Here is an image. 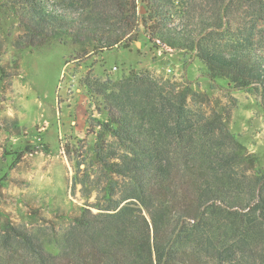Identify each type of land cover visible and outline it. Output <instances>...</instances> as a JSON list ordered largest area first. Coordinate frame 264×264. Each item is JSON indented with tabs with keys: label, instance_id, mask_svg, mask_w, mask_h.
Segmentation results:
<instances>
[{
	"label": "trees",
	"instance_id": "1",
	"mask_svg": "<svg viewBox=\"0 0 264 264\" xmlns=\"http://www.w3.org/2000/svg\"><path fill=\"white\" fill-rule=\"evenodd\" d=\"M6 2L18 50L57 41L100 55L143 28L156 50L192 54L209 81L254 94L264 113V0H142L145 14L138 0ZM84 86L107 115L73 176L86 202L49 246L2 224L0 264H264V166L219 116L193 112L190 87L148 71Z\"/></svg>",
	"mask_w": 264,
	"mask_h": 264
},
{
	"label": "rangeland",
	"instance_id": "2",
	"mask_svg": "<svg viewBox=\"0 0 264 264\" xmlns=\"http://www.w3.org/2000/svg\"><path fill=\"white\" fill-rule=\"evenodd\" d=\"M205 3L198 0L199 5ZM138 7L145 14L142 0ZM22 35L10 6L0 0V67L4 71L0 72V227L8 221L25 225L49 246L55 234L65 232L80 214L86 201L80 186L73 189V176L77 163L96 141L99 128L93 124L107 119L102 101L90 96L84 83L116 82L126 75L110 72L113 66L148 71L190 87L195 93L193 112L219 116L247 153L264 166V113L259 98L234 90L229 82L209 81L204 66L192 54L158 52L143 28L139 44L94 56L57 41L18 50L15 43ZM168 67L174 74H167ZM79 99L84 104L78 110ZM3 121H16L25 128V135L7 133Z\"/></svg>",
	"mask_w": 264,
	"mask_h": 264
},
{
	"label": "built area",
	"instance_id": "3",
	"mask_svg": "<svg viewBox=\"0 0 264 264\" xmlns=\"http://www.w3.org/2000/svg\"><path fill=\"white\" fill-rule=\"evenodd\" d=\"M158 52H163L162 49H159L157 50ZM123 71V74H126L128 75L130 73V70L129 71H125V69L123 67H119V66H113V68L111 69L110 72L114 73V72H122ZM166 72L168 75H171V74H174V69H172L171 67H168L166 69Z\"/></svg>",
	"mask_w": 264,
	"mask_h": 264
},
{
	"label": "crops",
	"instance_id": "4",
	"mask_svg": "<svg viewBox=\"0 0 264 264\" xmlns=\"http://www.w3.org/2000/svg\"><path fill=\"white\" fill-rule=\"evenodd\" d=\"M83 102H84L83 99H79V100H78V103H77V109H78V110L82 108V107H79V105L84 104ZM84 106H85V105H84ZM85 119H86V117H85V115H84V121H85Z\"/></svg>",
	"mask_w": 264,
	"mask_h": 264
},
{
	"label": "water",
	"instance_id": "5",
	"mask_svg": "<svg viewBox=\"0 0 264 264\" xmlns=\"http://www.w3.org/2000/svg\"><path fill=\"white\" fill-rule=\"evenodd\" d=\"M137 44H139V42Z\"/></svg>",
	"mask_w": 264,
	"mask_h": 264
}]
</instances>
